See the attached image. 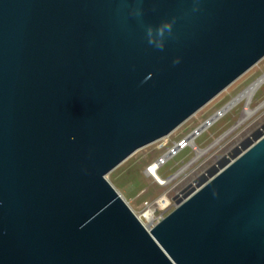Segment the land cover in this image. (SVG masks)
<instances>
[{
    "label": "water",
    "instance_id": "95a60500",
    "mask_svg": "<svg viewBox=\"0 0 264 264\" xmlns=\"http://www.w3.org/2000/svg\"><path fill=\"white\" fill-rule=\"evenodd\" d=\"M263 57L264 0H0V264H264V129L151 227L107 177Z\"/></svg>",
    "mask_w": 264,
    "mask_h": 264
},
{
    "label": "rangeland",
    "instance_id": "374dc122",
    "mask_svg": "<svg viewBox=\"0 0 264 264\" xmlns=\"http://www.w3.org/2000/svg\"><path fill=\"white\" fill-rule=\"evenodd\" d=\"M263 74L264 57L170 134L137 149L108 173V179L146 226L151 227L172 212L178 200L192 187H197L203 174H208L224 157H231L234 148L241 147L248 137L253 138L258 129H264V83L248 107L246 100H242L217 116L218 111ZM246 107L251 113L246 114ZM211 117H215L211 125L194 138L197 146L206 151L197 156L198 150L193 145L181 149L159 169V173L172 178L171 181L159 183L148 172V167L165 158L174 146ZM149 208L154 209L151 219L143 216Z\"/></svg>",
    "mask_w": 264,
    "mask_h": 264
},
{
    "label": "bare ground",
    "instance_id": "6f19581e",
    "mask_svg": "<svg viewBox=\"0 0 264 264\" xmlns=\"http://www.w3.org/2000/svg\"><path fill=\"white\" fill-rule=\"evenodd\" d=\"M264 83V74L261 75L260 77H258L254 82H252L247 88H245L243 91H241L237 96H235V98H233V100H231V102L229 104H227V106H225L224 108H222L220 111H218V115H221V114H224V112L226 110H228L229 108H231L232 106H234L235 104L239 103L240 101L242 100H246V104H247V107L250 105L254 95L256 94L257 90L260 88V86ZM264 104V102L262 103ZM246 107L247 109V112L246 114H249L251 113L250 110H248V108ZM215 116V117H217ZM215 117H211L209 119L208 122H205L204 126H208L211 122H213L214 118ZM245 119V118H243ZM241 121V120H240ZM233 128V127H232ZM201 129H199L198 131H200ZM229 132V131H228ZM198 133L197 132H194L192 134H190L187 138V140L190 141L191 145H195V140L194 138L196 137ZM198 150V153H197V156L203 154L206 150H203V149H197ZM195 159V158H194ZM159 168H160V164H159V161L157 162H154L152 164V168L149 170L148 169V172H150L152 175H154V177L156 178V180L161 183V184H167L169 181H171L172 178H166L164 176H162L160 173H159ZM179 173V172H178ZM153 208H149L147 209L144 213H143V216L146 217V218H152V214H153ZM142 220V219H141Z\"/></svg>",
    "mask_w": 264,
    "mask_h": 264
},
{
    "label": "clouds",
    "instance_id": "9594fccd",
    "mask_svg": "<svg viewBox=\"0 0 264 264\" xmlns=\"http://www.w3.org/2000/svg\"><path fill=\"white\" fill-rule=\"evenodd\" d=\"M137 14H139L137 12ZM168 31L169 33H171V30H172V24L171 23H168V22H165L163 23L155 32H153V29L151 27H149L147 29V35H148V42L149 44H153L155 45L156 48L158 49H163L164 47V43H163V37H164V34H165V31ZM178 63V60L175 61Z\"/></svg>",
    "mask_w": 264,
    "mask_h": 264
},
{
    "label": "built area",
    "instance_id": "2783aa9c",
    "mask_svg": "<svg viewBox=\"0 0 264 264\" xmlns=\"http://www.w3.org/2000/svg\"><path fill=\"white\" fill-rule=\"evenodd\" d=\"M208 121H209V119H208L207 121H205V122H208ZM205 122L203 123V126L200 128V129H201L200 131H198V130L195 131V130H194V132H197L198 134H200V132H201L205 127H207V126H204ZM210 125H211V124H210ZM196 129H197V128H196ZM192 133H193V132H192ZM192 133H191V134H192ZM198 134H197V135H198ZM197 135H196V136H197ZM187 138H188V136H187L185 139L181 140L176 146H174L173 149H171V150L166 154L165 158H161L160 160H158V161H159V164H160V167H161L164 163H166L170 157L176 155L181 149L186 148L187 146L191 145L190 141L187 140ZM194 148H195V149H200V148L197 146L196 143H195V145H194ZM158 161H157V162H158ZM151 168H152V164L148 167V169L150 170ZM159 169H160V168H159ZM152 226H153V225H152Z\"/></svg>",
    "mask_w": 264,
    "mask_h": 264
}]
</instances>
